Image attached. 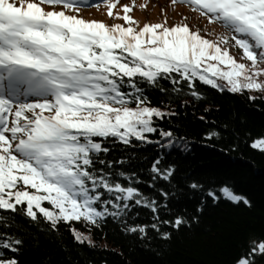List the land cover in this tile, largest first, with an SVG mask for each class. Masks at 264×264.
Listing matches in <instances>:
<instances>
[{"label":"snow or ice","instance_id":"6c2138e0","mask_svg":"<svg viewBox=\"0 0 264 264\" xmlns=\"http://www.w3.org/2000/svg\"><path fill=\"white\" fill-rule=\"evenodd\" d=\"M171 2L187 11L177 9L179 20L169 24L167 15L141 22L131 14L134 0H0V264H20L24 228L55 232L63 224L76 243L95 246L92 229L109 220L139 239L149 228L167 239L162 226L197 219L162 218L176 194L177 166L163 163L165 155L191 144L160 122L179 115L173 100L184 108L186 95L206 98L197 82L248 90L250 101L258 98L251 90L264 93V0ZM99 3L107 19L78 14ZM149 90L161 93L155 105ZM115 144L154 145L156 154L138 174L125 168L128 156L108 158ZM248 144L264 151V134ZM187 187L213 202L251 206L227 182L205 190L191 179ZM139 209L151 213L150 223L133 222ZM239 249L231 264H264V231L248 234Z\"/></svg>","mask_w":264,"mask_h":264},{"label":"trees","instance_id":"16d2710c","mask_svg":"<svg viewBox=\"0 0 264 264\" xmlns=\"http://www.w3.org/2000/svg\"><path fill=\"white\" fill-rule=\"evenodd\" d=\"M162 83L168 87L166 81ZM197 87L206 98L197 101L186 95L185 101L191 104L184 108L173 100L179 115L160 122L165 127L172 124L174 132L191 144L183 151L174 147L165 155L163 163L177 166L173 180L176 194L169 198V214L162 210V218L181 214L197 219L179 229L162 226V231L171 233L167 239L160 238L151 228L148 238L139 239L135 234L121 232L119 224L109 220L92 229L95 246L76 243L63 224L55 232L46 225L44 231L24 228L20 264H231L245 237L264 231V151L248 144L251 138L264 134V99L259 98L264 93L252 94L258 98L250 101L247 91L218 92L199 82ZM148 95L154 105L161 99V93L156 90H149ZM213 128L220 136L205 139L203 133ZM113 148L108 158L128 156L130 163L125 168H134L138 174L142 169L146 171L156 154L154 145L115 144ZM185 177L204 184L205 190L227 182L235 191L246 195L251 206L223 197L213 202L203 191L188 188ZM141 187L145 192L150 191L145 185ZM197 204L201 205L199 212ZM139 212L133 222L150 223L151 213L147 209ZM20 226L24 227L22 222Z\"/></svg>","mask_w":264,"mask_h":264},{"label":"rangeland","instance_id":"374dc122","mask_svg":"<svg viewBox=\"0 0 264 264\" xmlns=\"http://www.w3.org/2000/svg\"><path fill=\"white\" fill-rule=\"evenodd\" d=\"M156 6H159L160 8H163V13L161 12V9L156 8ZM171 3L170 0H149L147 2V6L144 7V10H142L139 6L135 7L132 11V15L139 19L141 22L147 20L149 22H155L159 19H161L164 15H167L168 17V23L171 24L173 20H179V16L176 14V10L178 9L181 13L186 12L187 9H184L182 7L179 8L178 6H175V8L170 7ZM170 7V8H168ZM85 19L90 18H100V19H107V16L105 14V11L103 14L95 11H88V12H81V14ZM195 15V14H193ZM195 23V21H192ZM199 23L202 25L204 22L203 20H200ZM217 30H219V26H215ZM248 91V90H246ZM259 92L258 90H251V93Z\"/></svg>","mask_w":264,"mask_h":264}]
</instances>
